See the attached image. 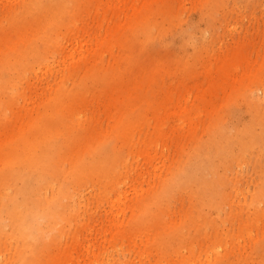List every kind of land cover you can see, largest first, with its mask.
Wrapping results in <instances>:
<instances>
[{"label": "rangeland", "instance_id": "1", "mask_svg": "<svg viewBox=\"0 0 264 264\" xmlns=\"http://www.w3.org/2000/svg\"><path fill=\"white\" fill-rule=\"evenodd\" d=\"M0 264H264V0H0Z\"/></svg>", "mask_w": 264, "mask_h": 264}]
</instances>
